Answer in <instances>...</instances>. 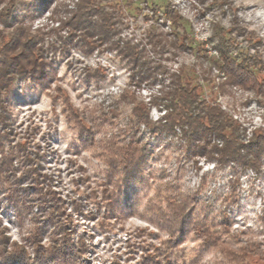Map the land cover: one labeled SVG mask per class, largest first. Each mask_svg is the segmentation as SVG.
<instances>
[{"label":"rangeland","instance_id":"1","mask_svg":"<svg viewBox=\"0 0 264 264\" xmlns=\"http://www.w3.org/2000/svg\"><path fill=\"white\" fill-rule=\"evenodd\" d=\"M1 1L0 7L8 0ZM29 1H18L15 21L25 15ZM78 2L51 0L24 18L39 32L37 48L48 59L45 72L8 81L0 76V264H160L155 248L170 237L160 213L167 210L165 196L180 192L195 194L196 214L212 227L224 224L223 213L229 215L225 243L239 248L253 242L264 250V156L259 171L236 173L198 155L179 131L136 127L132 99L149 103L160 85L157 80L136 83L129 62L114 50L86 51L78 33L77 38L69 34L61 19ZM234 2L100 0V5L120 20L122 39L142 42L152 26L175 32L164 10L179 12L178 30L185 28L190 48L165 62L173 69L181 64L196 69L195 77L201 64L210 69L209 56H217L220 35L229 32L234 54L243 52L256 62L260 87L225 84L220 89L217 84L226 77L213 67L209 76L216 85L201 80L203 96L221 104L250 136L264 133V95L256 90H264V0ZM239 7L247 28L234 17ZM196 44L208 57L196 55ZM124 92L128 97L122 100ZM69 102L87 118L92 112L113 116L117 111L114 123L93 136L96 141L131 125L138 128L150 152L144 183L124 184L110 175L104 153L80 139L75 117L67 113ZM161 114L151 107L152 122ZM170 258L175 264H229L222 251L205 247L193 231ZM247 259L259 263L256 255Z\"/></svg>","mask_w":264,"mask_h":264},{"label":"trees","instance_id":"2","mask_svg":"<svg viewBox=\"0 0 264 264\" xmlns=\"http://www.w3.org/2000/svg\"><path fill=\"white\" fill-rule=\"evenodd\" d=\"M18 1L8 0L0 7V76L4 81L14 79L20 74L31 76L36 71L45 72L48 60L37 48L39 32L33 31V25L25 22L24 18L32 16L39 9L38 6L47 5L51 0L25 2V15L15 21L14 11ZM220 1L235 5L234 0ZM1 2L0 0V4ZM100 4V0H79L77 8L68 10V18L61 20L72 37L77 38L78 33L77 41H84L83 47L86 51L105 46L127 60L130 78L136 83L157 80L160 85L158 93L153 95L149 103L132 99L136 102L133 107L136 127L142 123L154 131L173 134L179 131L198 155L204 156L214 165L232 167L236 173L247 169L259 171L263 165L264 133L254 131L249 136L247 129L221 104L213 98L203 96L204 84L201 80L208 85H216L215 78L209 76L213 67L224 72L226 77L224 82L217 84L220 89L225 84L259 86L255 77V69L258 68L256 62L243 52L234 54V42L232 38H227L229 32L220 35L218 43L221 46H215L217 56H209L210 69L201 64V74L195 77L198 72L196 69H189L184 64L173 69L165 62L175 59L179 51L190 48L187 31L185 28L178 30L182 25V15L179 12H173L170 8L164 10L165 18L173 24L175 32L152 26L145 34L146 41L142 42L122 39L118 28L120 20ZM240 11L239 7L234 17L247 28ZM195 51L198 57H208L200 44H196ZM242 75L246 78H242ZM256 90L264 95V90ZM124 93L121 94L122 100L128 97ZM68 104V116L75 117L80 139L84 143L90 142L104 153L110 175L118 176L124 184L144 183V168L149 162L150 152L138 128L132 130L131 125L121 131L104 134L96 141L93 136L105 124L114 123L117 111H112L113 116L105 111L92 112L87 118L70 102ZM153 106L162 112L157 122L150 119ZM164 200L167 210L161 211L163 224H160L170 232V237L162 240L160 246L155 248V258L160 260V264L163 261L164 264H175L170 254L178 247L180 240L185 239L188 231L195 232L205 247L222 251L229 264H264V250H259L253 242L239 248L224 242L222 234L229 232L230 218L227 213L222 214L224 224L212 227L207 220L200 219L196 214L194 193H171ZM113 202L114 200L111 204ZM251 254L258 257L259 263L248 261L247 257Z\"/></svg>","mask_w":264,"mask_h":264},{"label":"bare ground","instance_id":"3","mask_svg":"<svg viewBox=\"0 0 264 264\" xmlns=\"http://www.w3.org/2000/svg\"><path fill=\"white\" fill-rule=\"evenodd\" d=\"M241 18V17H240Z\"/></svg>","mask_w":264,"mask_h":264}]
</instances>
